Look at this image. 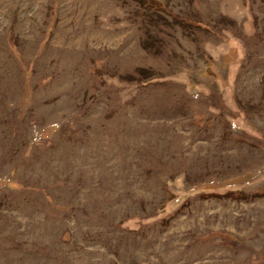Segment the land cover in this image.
I'll return each mask as SVG.
<instances>
[{"label": "rangeland", "instance_id": "1", "mask_svg": "<svg viewBox=\"0 0 264 264\" xmlns=\"http://www.w3.org/2000/svg\"><path fill=\"white\" fill-rule=\"evenodd\" d=\"M0 264H264V0H0Z\"/></svg>", "mask_w": 264, "mask_h": 264}, {"label": "trees", "instance_id": "2", "mask_svg": "<svg viewBox=\"0 0 264 264\" xmlns=\"http://www.w3.org/2000/svg\"><path fill=\"white\" fill-rule=\"evenodd\" d=\"M146 2H149V1H146ZM150 3V2H149ZM151 3H152V1H151Z\"/></svg>", "mask_w": 264, "mask_h": 264}]
</instances>
